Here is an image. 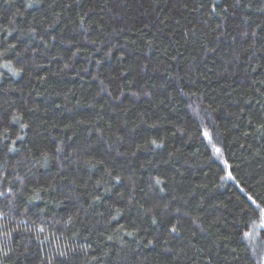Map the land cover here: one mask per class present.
Here are the masks:
<instances>
[{"label": "trees", "instance_id": "1", "mask_svg": "<svg viewBox=\"0 0 264 264\" xmlns=\"http://www.w3.org/2000/svg\"><path fill=\"white\" fill-rule=\"evenodd\" d=\"M0 193V264H264V0H0Z\"/></svg>", "mask_w": 264, "mask_h": 264}, {"label": "snow or ice", "instance_id": "2", "mask_svg": "<svg viewBox=\"0 0 264 264\" xmlns=\"http://www.w3.org/2000/svg\"><path fill=\"white\" fill-rule=\"evenodd\" d=\"M214 10H215V5H213V11H214ZM252 36L255 37V36H256V32H253V33H252ZM12 119H13V120H16L17 117H16V116H13ZM203 135H204L205 137H207L209 140L212 139L211 134H210L207 130H205V131L203 132ZM18 139H19V137H18ZM152 144L156 145V141L153 140V141H152ZM156 146L159 147V146H161V145H156ZM213 147H215V146H213ZM10 150H12V149H10ZM215 150H216V152H218V153L220 152V149H219V148H216ZM228 178H229V179H234V177L232 176L231 172H228ZM115 179H116L117 182H119L120 177L117 176V177H115ZM156 183H157V184H160L161 181H160V180H156ZM0 195H3V193H0ZM259 211H260L261 218L264 219V208L259 209ZM155 222H156L155 219H153V223H155ZM38 231L43 232L44 229L41 227L40 229H38ZM171 231L175 232V231H176V228L173 227V228L171 229ZM129 235H132V233H129ZM250 235H252V233H250V232H245V233H244V236H250ZM37 238H39V237H37ZM5 255H7V253H5ZM60 255L63 256L64 253H60Z\"/></svg>", "mask_w": 264, "mask_h": 264}]
</instances>
